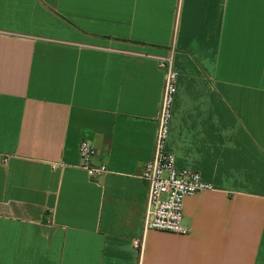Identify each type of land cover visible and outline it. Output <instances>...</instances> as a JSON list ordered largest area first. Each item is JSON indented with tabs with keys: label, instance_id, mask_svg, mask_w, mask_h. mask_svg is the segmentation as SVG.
Segmentation results:
<instances>
[{
	"label": "crops",
	"instance_id": "obj_1",
	"mask_svg": "<svg viewBox=\"0 0 264 264\" xmlns=\"http://www.w3.org/2000/svg\"><path fill=\"white\" fill-rule=\"evenodd\" d=\"M172 52L186 235L141 178ZM0 264H264V0H0Z\"/></svg>",
	"mask_w": 264,
	"mask_h": 264
},
{
	"label": "built area",
	"instance_id": "obj_2",
	"mask_svg": "<svg viewBox=\"0 0 264 264\" xmlns=\"http://www.w3.org/2000/svg\"><path fill=\"white\" fill-rule=\"evenodd\" d=\"M159 68L165 74V83L161 109L157 118L155 148L152 158L146 162L141 178L148 185V208L145 230L186 235L189 229L184 225L185 199L203 191L212 190L213 186L205 182L199 172L179 169L176 156L167 149L173 116V105L177 93L178 72L174 68L173 52L158 60ZM79 154L81 168L89 177L97 178L109 172L106 165L93 166L97 154L95 146L85 140L80 143ZM5 162L7 158L4 159ZM57 164L53 167H62ZM135 248L143 245L135 242Z\"/></svg>",
	"mask_w": 264,
	"mask_h": 264
}]
</instances>
